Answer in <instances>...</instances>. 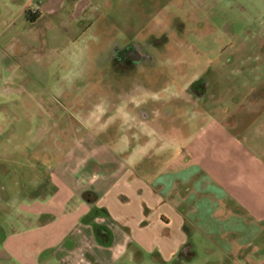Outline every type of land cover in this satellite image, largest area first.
<instances>
[{"label": "rangeland", "instance_id": "374dc122", "mask_svg": "<svg viewBox=\"0 0 264 264\" xmlns=\"http://www.w3.org/2000/svg\"><path fill=\"white\" fill-rule=\"evenodd\" d=\"M29 10L32 15L27 16ZM98 14L121 22L149 19L157 31L182 16L192 27L187 40L178 47L174 44L164 58L169 77L160 97L179 98L182 86L206 74L209 85L204 106L199 109L192 103H178L176 124H181L186 134L207 140L229 136L219 126L224 121H238L240 129L247 128L243 134L236 129L235 136H246L249 141L238 137L236 141L253 144L259 157L239 161L235 168L243 171L239 179L247 187L245 200L264 204V0H0V47L14 46L15 50L7 61L10 78L0 86V232L11 236L10 241L0 243V264H22L24 254L16 240L20 204L38 191L37 183L48 177L55 164L69 163L77 156L74 147H82L81 169L86 180L104 171L92 147L110 154L125 151L123 147L128 149L129 145L130 150L139 148L142 142L152 143L151 153L141 155V162L152 163L156 169L167 165L172 154L182 148L170 144L165 135L149 125L142 134L130 131V122L121 112L105 123L92 120L90 124L96 128L88 133L83 128L75 130V140H63L67 116L88 105L83 103L81 109L74 105L72 98L78 90L69 89L74 76L79 78L84 68L78 41L81 32L76 23ZM81 137L89 138V142ZM77 138L80 143H76ZM226 141L223 150L207 141L206 150L214 148L217 159L229 158L232 143ZM237 187L240 192L239 182ZM218 193H208L209 203L219 205L220 215L224 202L228 204L231 212L227 214L234 217L228 223L241 219L243 224L248 221L251 227L257 225L254 214L247 215L236 202L238 193L234 197L223 188ZM200 217L204 224V217ZM259 222L263 229L264 224ZM223 233V238L219 234H195V256L180 264H227L222 247L237 244L242 234L236 238L234 233ZM31 242H25V251L35 250ZM248 243L249 250L258 248L264 253L263 235H256ZM252 262L262 264L258 258L248 259V264Z\"/></svg>", "mask_w": 264, "mask_h": 264}, {"label": "crops", "instance_id": "0c3cea01", "mask_svg": "<svg viewBox=\"0 0 264 264\" xmlns=\"http://www.w3.org/2000/svg\"><path fill=\"white\" fill-rule=\"evenodd\" d=\"M13 48L0 47V86L10 78L7 61L12 59ZM222 123L219 126L225 128L228 137L207 140L186 132L167 137L170 144L182 148L159 169L152 163L141 162V155L151 153L152 143L142 142L139 148L130 150L129 145L122 152L110 151L111 155L92 147L97 164L104 171L86 180L81 169L83 159L79 150L82 147H75L76 159L55 164L48 177L37 183L38 191L20 204L16 240L24 254L21 263L142 264L151 261L152 264H173L182 247L195 241V234L212 233L223 238L220 233L228 232L236 238L239 234L243 237L235 245L231 242L222 247L227 264H248L251 258H258L264 264V253L247 247L249 240L258 234L264 239V228L258 224L259 221L264 224V204L245 200L247 187L239 179L243 171L241 167L235 168L239 161L245 163L259 157L254 152L257 149L253 144L246 146L239 142L240 138H247L235 136L236 129L243 134L247 128L240 129L238 121ZM228 139L232 143L229 158L218 160L214 148L206 150L207 141L223 150ZM221 188L234 197L238 193L236 202L244 207L247 215L254 214L257 225L251 227L241 219L228 223L234 217L228 216L226 202L220 215L219 205L209 203L208 193L213 191L219 195ZM201 215L204 224L200 221ZM10 237L5 234L0 243L10 241ZM30 241L35 250L28 252L24 245Z\"/></svg>", "mask_w": 264, "mask_h": 264}, {"label": "flooded vegetation", "instance_id": "af4514ba", "mask_svg": "<svg viewBox=\"0 0 264 264\" xmlns=\"http://www.w3.org/2000/svg\"><path fill=\"white\" fill-rule=\"evenodd\" d=\"M30 15L31 10L27 16ZM87 18L76 23L81 32L78 41L84 68L79 78L74 76L69 89L78 90L76 97L72 98L74 105L80 109L83 103L88 105L86 109L67 116L66 125L62 128L65 132L63 140H75V130L83 128L88 133L91 128H96L94 123L90 124L92 120L105 123L119 112L125 114L126 122H130L129 130L136 134H142L145 125L169 138L186 132L175 121L177 104L192 103L199 109L204 106L209 85L206 74L182 86L183 95L179 98L176 95L162 98L160 93L169 77L164 58L174 44L179 46L187 40L192 27L184 22L182 16L168 22L169 26L167 24L159 31L145 18L126 22L101 14ZM179 71H183L181 67ZM97 114L100 115L98 119ZM84 139L89 142V138ZM80 140L77 138L76 143ZM4 237L5 234L0 232V242ZM193 247L191 241L183 246L176 262H183Z\"/></svg>", "mask_w": 264, "mask_h": 264}, {"label": "trees", "instance_id": "16d2710c", "mask_svg": "<svg viewBox=\"0 0 264 264\" xmlns=\"http://www.w3.org/2000/svg\"><path fill=\"white\" fill-rule=\"evenodd\" d=\"M195 256V251L193 250L185 259L190 260Z\"/></svg>", "mask_w": 264, "mask_h": 264}]
</instances>
